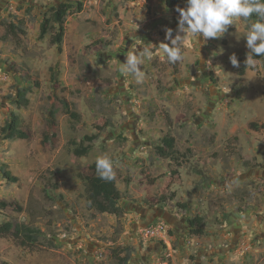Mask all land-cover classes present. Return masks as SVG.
Wrapping results in <instances>:
<instances>
[{"label":"rangeland","instance_id":"374dc122","mask_svg":"<svg viewBox=\"0 0 264 264\" xmlns=\"http://www.w3.org/2000/svg\"><path fill=\"white\" fill-rule=\"evenodd\" d=\"M64 1L72 6L59 46L53 30L39 34ZM177 7L186 0H0V224L37 231L34 242L0 233V263L118 264L122 255L130 264H264L263 60L239 72L249 50L238 19L220 38H190L184 59L169 64L158 45L170 43L167 28L176 35ZM147 43L145 82L121 77L127 52ZM26 87L27 106L17 103ZM13 112L28 139L1 131ZM86 136L96 137L92 150L75 156L71 141ZM165 136L184 153L179 162L160 153ZM104 155L120 214L87 205L80 175Z\"/></svg>","mask_w":264,"mask_h":264},{"label":"clouds","instance_id":"9594fccd","mask_svg":"<svg viewBox=\"0 0 264 264\" xmlns=\"http://www.w3.org/2000/svg\"><path fill=\"white\" fill-rule=\"evenodd\" d=\"M179 13L177 33L173 37V30H165V39L170 43L161 42L158 46L163 57L169 64H176L184 59L183 47L192 37L202 38L205 42L209 38L217 39L224 35L229 25H234L238 19L247 23L246 48L249 50L245 61L246 67L254 68V57H264V0H186V7H177ZM255 20L253 21V15ZM183 34V35H181ZM153 44L127 52L125 62L119 64L117 71L120 76L134 77L136 84H143L146 73L142 66L153 59ZM234 67H239L235 54L230 57ZM96 172L101 180L115 179L113 160L104 155L95 160Z\"/></svg>","mask_w":264,"mask_h":264},{"label":"trees","instance_id":"16d2710c","mask_svg":"<svg viewBox=\"0 0 264 264\" xmlns=\"http://www.w3.org/2000/svg\"><path fill=\"white\" fill-rule=\"evenodd\" d=\"M71 4L69 1L61 2L56 7L52 8L51 14L45 17L40 25V38H44L46 34L52 31V42L56 45L61 46L64 42V37L66 34V27L64 24L65 16L69 12L71 8ZM255 14L253 15V19L255 20ZM11 28L14 31H19L17 25L11 24ZM256 60H263L264 67V57H254ZM245 62L241 60L239 72L244 74L246 69ZM55 79V77H53ZM264 78V71H263ZM56 80V79H55ZM35 84H39L37 81L33 80ZM31 87H26L21 90L18 94L17 103L22 105L29 104L28 93L30 92ZM58 104L61 107L68 111L72 118L77 119L78 114L71 109V104L66 97H57ZM51 118L49 120L52 126V134L51 141L52 145L55 146L56 139L58 136V128L54 122L55 118V110L53 107L50 111ZM1 131L3 133H8L12 137L28 139L30 137V131L23 126L22 121L16 115V113H11L8 121L2 127ZM96 137L86 136L84 140L79 142L72 140L71 145L73 146V153L75 156L81 157L87 155L93 148V141ZM89 141L88 143H86ZM163 145L159 148L160 153L168 158H173L179 162L181 156H184V153H180L179 149L176 147V143L173 137L165 136L162 139ZM7 176L10 179L17 180L16 177H13L9 171H5ZM173 174H178V169H174ZM84 181L85 192H86V201L87 205L100 213H112V214H120L122 211L121 206L119 205L120 200L122 199V193L117 186L116 178L112 181L101 180L96 172L95 162L89 163L86 165L84 172L80 175ZM165 193V191L163 192ZM172 199L175 198L176 194L174 192L171 193ZM1 205L3 208H18L19 210L22 207L16 201H2ZM191 226H203V221L201 217H195L189 221ZM0 233L2 234H14L18 235V233L28 240L29 242L36 241L37 236L34 228L26 226L24 224H16L12 221H7L0 224ZM123 252V251H122ZM117 263L118 264H130L128 256L117 255ZM0 264H9L6 261H2Z\"/></svg>","mask_w":264,"mask_h":264}]
</instances>
